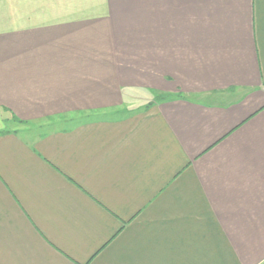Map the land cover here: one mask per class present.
<instances>
[{
  "label": "crops",
  "instance_id": "1",
  "mask_svg": "<svg viewBox=\"0 0 264 264\" xmlns=\"http://www.w3.org/2000/svg\"><path fill=\"white\" fill-rule=\"evenodd\" d=\"M0 264H264V0H0Z\"/></svg>",
  "mask_w": 264,
  "mask_h": 264
}]
</instances>
